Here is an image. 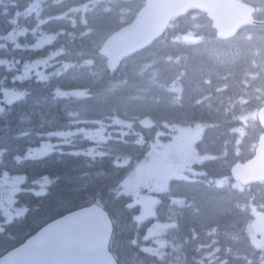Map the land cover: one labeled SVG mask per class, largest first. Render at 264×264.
<instances>
[{
    "label": "rangeland",
    "instance_id": "obj_1",
    "mask_svg": "<svg viewBox=\"0 0 264 264\" xmlns=\"http://www.w3.org/2000/svg\"><path fill=\"white\" fill-rule=\"evenodd\" d=\"M117 0H92V6L89 8V10H92L95 8V11H98V8H96V5H98L100 2V5L103 4L106 7L107 12H111L115 9ZM44 3V0H26L23 4V6L17 1L15 2L12 0V2H8L6 4L0 3V10H1V17L2 20L7 22L8 28L12 29L9 33V38H0V49L2 48V42L6 43L4 46L12 45L13 50L10 48L8 50L12 51L11 58L13 59V62L18 66L17 62L20 61V67L26 60H22L25 57L31 56L34 54L35 51H39L43 49L45 44H49L52 42L51 40H48L47 37H41L42 32L44 31V27H39L34 24L35 29H30L28 31V34L25 33V28L16 30L14 27H16L17 24H21L25 22L26 24H29L28 22L33 19L34 14H38L39 11H41V7ZM57 5V4H56ZM55 5V6H56ZM138 6L135 5L136 8ZM45 7V5H44ZM56 11L59 12L62 7L56 6ZM7 10H12V15L7 18L5 12ZM24 10L23 16H20V11ZM63 10V9H62ZM61 10V13H62ZM129 11V9H127ZM86 14V13H84ZM22 18V19H21ZM76 18V17H75ZM74 17L71 19L74 20ZM107 24V22H105ZM49 31V30H48ZM30 36V37H29ZM35 41V42H33ZM5 48V47H4ZM7 50V49H4ZM3 61L9 62L7 59L4 58ZM57 62V60L54 61L55 69L57 71L61 72H77L79 74V81L81 84H86L88 81L87 74L84 70L80 69L79 65L73 61V59H68L65 61V64H61ZM13 65V64H12ZM27 64L25 63V67ZM12 67V66H11ZM22 68V67H21ZM213 69V68H212ZM212 69L207 70L210 72ZM10 74L9 70L0 68V84H5V78ZM246 74H243V77ZM192 86L190 87L189 94H187L188 97H191L193 94L191 92ZM172 94V91H169ZM176 92L178 90L176 89ZM199 95V94H197ZM176 99L171 105H175L178 103L182 96L176 95ZM146 97V95H144ZM148 102L152 105V98L149 96V99H147ZM112 105L111 102L107 101L105 98H103V104L98 105L97 111H110L112 107L116 106ZM122 104V103H121ZM120 104V105H121ZM126 105V104H124ZM123 105V106H124ZM170 104L161 102L160 107L163 111H158V115H156L158 118L161 119L160 125L162 126L161 130L156 133V136L151 144L150 147V154L148 155V159L151 160V163L156 165L158 168V165L161 167V169L156 173L157 177L155 178L152 174H148V185L149 188L152 190L149 192L146 196H144L141 199V209L143 212H146L147 210V204L150 203L151 197L150 194L153 195V191L160 193L161 191L168 188V185L171 181H174L178 178H190L189 175L186 174V168L188 159H190V153H188L187 158L183 160L181 154V150L179 149V145L182 144V148L184 149L185 141L182 140L180 143L178 141H175L174 139L178 136L176 134V130L178 132L180 131H186L183 129H179L178 125L176 123H173L174 119L172 121L167 120L168 117H172L170 113H172V110H170ZM220 112V108L218 109ZM177 113V111H176ZM175 113V114H176ZM174 114V115H175ZM255 116L256 113L246 115L242 114L240 115L239 121L241 124L240 129H238V133H235L234 131H228V129L231 127L232 123L228 119H224V126L220 127L218 131H212L211 132V138L212 144L210 151L207 152V159L216 158L219 156H222V159L219 161V165H217V168L221 171L226 172L229 169V165L238 158V156L245 155L248 152V149L252 145V142L254 140V131H250L245 133L247 135L248 142H245V146L239 147L238 145L243 142V134H241V129H244L246 124H253L255 122ZM234 119V118H233ZM133 122L128 123L126 126H122L123 129H121L118 133L114 128H108L105 129L101 127V129L96 128L93 129L92 132L90 131H74L69 130L68 132H58L55 136L59 139L57 144H54L53 147L59 148L58 151H63L65 154L72 152L76 153L77 155L81 154V151L78 149H84L86 150H96L97 156L100 155V153H103L106 148L109 147L110 142L112 141V138L120 136L124 137V132L127 131V127L132 126ZM150 126V125H149ZM151 127V126H150ZM189 129V134L186 136V138H189L191 140L196 139L198 136L206 135L209 128H216L214 126L209 125H202L198 123H193L185 126ZM178 128V129H177ZM80 136H85L88 141H86L84 144V147L82 145H77L78 141L76 142V138ZM229 134L231 136H229ZM234 135H237L234 137ZM228 136V139H238V144L235 145L232 141L224 142V137ZM207 139V136H205ZM204 137V138H205ZM202 139V136L198 138V141ZM209 140V139H208ZM1 141V140H0ZM90 143H96V146L94 148H91ZM225 143V144H224ZM43 151V149H40L36 152L37 157H41L40 154ZM46 154V153H45ZM44 155V154H43ZM157 161V162H155ZM172 161L176 163V165L173 167ZM53 166H56V164H53ZM52 166V167H53ZM49 170V169H48ZM54 170V169H53ZM148 170V169H146ZM150 172L153 173L152 165H150ZM75 179V177H74ZM222 179L229 180L228 185L224 186H232L231 181L228 176L222 177ZM76 180V179H75ZM156 180V181H155ZM155 183V184H154ZM154 228L150 229V235H158L157 244H159V248L162 250V254H165L168 252V249L170 247L175 246V244H170L169 242H164L162 234L164 230L167 228V226L160 227L159 225L153 226ZM205 248H199L195 252L204 251ZM205 252H203L204 254ZM202 254V255H203Z\"/></svg>",
    "mask_w": 264,
    "mask_h": 264
},
{
    "label": "trees",
    "instance_id": "obj_2",
    "mask_svg": "<svg viewBox=\"0 0 264 264\" xmlns=\"http://www.w3.org/2000/svg\"><path fill=\"white\" fill-rule=\"evenodd\" d=\"M243 37H246L244 34H240ZM253 40H255L258 43V37H253ZM237 40L233 41V46L231 49L225 51V54H229L230 58H233V64L236 69L241 65V62L248 61V59L251 56L250 52V46L248 43L252 42H246L245 49L240 47L237 42ZM232 42V41H231ZM253 44V43H252ZM190 54H187L188 59V67L186 70H188L189 75L192 76V73L199 68H204L207 70H210L213 68L212 64H207L206 60H202L206 56V54L209 52V49L205 45H199L196 47H192L189 49ZM170 67V68H169ZM156 68L159 71H162L164 76L171 75L175 73V75L172 76V78L179 76V71H183L184 68H181L180 70H176L174 68V64L172 63H158L156 65ZM133 70L129 72L130 76V83L127 85H119L116 88H112L114 82L109 83H103L102 86H97L93 88V92L96 93V98L86 100V105L92 110L97 111L98 105L103 104V98H105L107 101L111 102L112 105H120L121 103L126 104L127 106L131 107H137L136 109H141L143 104L146 103L147 96L144 93V87L142 86V69L140 68L139 64H135L132 68ZM108 76V75H107ZM128 82H129V78ZM123 81V79L121 80ZM138 84V86H137ZM93 93V94H95ZM100 95V97L98 96ZM80 102L82 99H79ZM78 101H65L64 99H58L55 100V98L52 96L50 97V102L48 105V110L45 112V116H51L54 114V116L57 115V111L63 108L64 106H72L76 104ZM135 102V103H134ZM187 106V105H186ZM192 106V105H191ZM184 107V106H181ZM192 109V107H189V110ZM89 110V109H88ZM187 108H183L181 112L178 114H184ZM90 111V110H89ZM91 113V112H90ZM193 113V112H192ZM196 117H201L200 112H195ZM16 120H13L11 122V127L15 128ZM137 128H140L139 123H137ZM135 143H127L121 139L112 140L109 145V151L111 152V156L104 157L101 159H97L94 162H89L86 168H83V171L90 175V177L87 178H80V183L77 184V182L74 180L78 177V175H74V173H71L70 168H74L76 164L74 163H67L60 164L53 166L54 171L57 173L61 172L64 174L61 178L57 179L53 185L50 188L51 194L47 195L44 199H36L37 202H39L40 210L35 212L37 215V218H47L55 215H61L69 211L70 209L79 208L81 206H85L87 204L93 203V202H102L105 205L109 206V201L112 197L118 193L120 190L118 184H115L114 186H111V183L116 179L117 182L123 180L124 176L126 175L128 169L131 165L135 164L142 156V151L139 150V148H131L130 145H133ZM131 152V156L134 159L130 165H128L125 168L119 169L120 173L115 175V172L118 170L113 166L114 157L117 155L123 154L126 151ZM128 153V152H126ZM129 154V153H128ZM112 163V165H110ZM93 164V165H92ZM89 166V167H88ZM140 163L137 164V167L139 168ZM105 173H114L113 178H106L103 177ZM123 178V179H122ZM110 188V189H109ZM110 190V192H109ZM109 192V193H108ZM218 194H212L210 189H206L204 187L203 190H200L197 197V202L199 203V210L200 213H198V216H192L189 219H184L185 222L183 223V226H185L188 229V224L191 222L195 225H190L191 227L200 226L202 223L207 222V224H211L214 222L217 217L221 216L222 212V204H220L219 201L220 195L222 192L217 190ZM100 195L102 197H100ZM125 203V200H121L119 205L122 206ZM203 209V212H202ZM186 224V225H185ZM206 224V223H205ZM120 233L118 234V239L120 237H125L131 235V228L130 225L126 224L125 228H120ZM120 245L122 247V253L126 256L129 253L128 250V241L127 240H121ZM165 263V262H163Z\"/></svg>",
    "mask_w": 264,
    "mask_h": 264
},
{
    "label": "snow or ice",
    "instance_id": "obj_3",
    "mask_svg": "<svg viewBox=\"0 0 264 264\" xmlns=\"http://www.w3.org/2000/svg\"><path fill=\"white\" fill-rule=\"evenodd\" d=\"M11 103V101H9ZM51 144H44L43 151L40 153L41 155L45 154L48 151H51ZM24 177H19V180H23ZM47 184V179H45V185ZM45 185H41V191L36 192L35 195L39 196L44 193ZM26 209L24 207L18 208L15 211V217H21L25 215ZM0 231H4V226L7 224H11L14 222V218L11 216H5L0 218ZM64 222L61 224H54V227L51 230L46 232H42L37 239L33 242L32 248L25 253L27 257L34 258L36 264H48V257L56 250L57 245L61 241L62 237L69 233L76 221L72 216H69L67 220H63ZM7 255V254H5ZM0 260H3L4 257L0 256ZM8 264H23L22 261L9 259Z\"/></svg>",
    "mask_w": 264,
    "mask_h": 264
},
{
    "label": "water",
    "instance_id": "obj_4",
    "mask_svg": "<svg viewBox=\"0 0 264 264\" xmlns=\"http://www.w3.org/2000/svg\"><path fill=\"white\" fill-rule=\"evenodd\" d=\"M215 2H217V0H213ZM187 3H192L193 5H197L196 3V0H187ZM166 8V6L162 5L160 6L158 9L163 11L164 9ZM263 116H264V110L262 111L261 113ZM251 177L254 176V177H264V173L261 175L260 173H258L256 171V168L252 169L251 171ZM96 209L97 207L95 206H92V207H89V208H85L84 210L80 211L79 213H76L72 216V218L75 219L76 221V227L79 228V225H82V226H87L89 224H92L93 225V228L95 229V231L99 232L100 234H104L105 230H108V223L106 221V218H105V214L103 213H96ZM111 227L109 228V231H110ZM78 250H76V248H73L72 249V253H76Z\"/></svg>",
    "mask_w": 264,
    "mask_h": 264
},
{
    "label": "bare ground",
    "instance_id": "obj_5",
    "mask_svg": "<svg viewBox=\"0 0 264 264\" xmlns=\"http://www.w3.org/2000/svg\"><path fill=\"white\" fill-rule=\"evenodd\" d=\"M15 125H17V126H15V128H17L18 127L17 121H16Z\"/></svg>",
    "mask_w": 264,
    "mask_h": 264
}]
</instances>
